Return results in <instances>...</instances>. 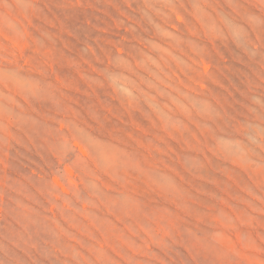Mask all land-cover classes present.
<instances>
[{
    "label": "rangeland",
    "instance_id": "obj_1",
    "mask_svg": "<svg viewBox=\"0 0 264 264\" xmlns=\"http://www.w3.org/2000/svg\"><path fill=\"white\" fill-rule=\"evenodd\" d=\"M0 264H264V0H0Z\"/></svg>",
    "mask_w": 264,
    "mask_h": 264
}]
</instances>
